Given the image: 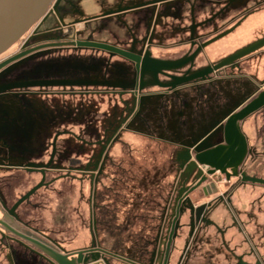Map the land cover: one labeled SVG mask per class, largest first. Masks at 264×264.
I'll return each instance as SVG.
<instances>
[{
  "label": "crops",
  "instance_id": "obj_1",
  "mask_svg": "<svg viewBox=\"0 0 264 264\" xmlns=\"http://www.w3.org/2000/svg\"><path fill=\"white\" fill-rule=\"evenodd\" d=\"M136 1L137 3H135ZM200 1L123 0L124 5L132 6V3H135V6L117 11L110 10L103 16L104 18L106 17L105 19L115 21L117 28L110 27L108 29V26L104 27L102 24L104 22H101V25L97 27L91 24L85 25L82 35H80L79 29H74L76 32L74 39L94 41L93 39L96 38L95 35L100 29V34L105 33L109 38L104 39L106 42H95L106 43L126 51L124 49L130 47L133 41L129 37L124 38V34L117 32L124 27L118 22L120 20L123 23L128 22L129 27L132 29L141 26L138 25L141 22V14H149L150 18L153 14L152 19L159 20L161 25L156 28L152 38L153 43L149 49L151 55L155 60L174 63L186 60L194 54L193 61L186 63L189 65L186 67L185 75L205 70L264 39V2L263 4H258V0H248L247 5H241L242 3H239V0H228L227 4H224L226 3L225 0L221 1L223 4L210 9L214 6L212 2L208 3L206 7ZM243 1L245 2V0ZM118 2L119 0H111L106 4H119ZM159 2L163 3L162 12L160 13H158L159 6L156 5ZM219 2L220 0L216 1V3ZM144 6H149L147 11L138 9ZM129 10L131 11L130 14H124V16L115 15ZM205 13L210 16L203 18ZM132 14L137 15V17ZM175 15H178V17H173ZM183 15L190 16L191 27H185V24L182 25ZM187 16H185L186 21ZM230 17L234 19H232L228 29L212 37L205 36L206 33L212 30L214 32L219 30L226 22L223 19L229 20ZM177 23H181V25ZM253 28L254 30L258 28L261 31L256 36L257 38L249 40ZM158 30H164V32ZM188 30H190L189 38L187 34L183 36V33ZM239 34L248 39V43L238 49L226 52L223 46L226 44L232 45ZM137 40V47H140L142 51L146 46V40L142 38H137ZM255 53L256 51L226 66L221 75L212 76L210 74V77L207 78L208 80L197 82L194 85L180 86L175 92H171L170 95L164 97H160L159 94L156 95L155 93L158 91L155 89L148 91L149 93H154L149 96H142L143 93H148L147 91L136 93V96L131 94L130 90L134 88L132 86V77L123 75L120 79L118 77L119 74H117L118 69H122L123 72L129 71L131 69L130 64H126L125 58L121 55L111 58L106 57V54L102 53L99 60L101 66L98 72L101 74L106 63L107 66L110 63L109 69H113L109 70L108 78L113 81L114 86H122L129 92L123 96L96 94L100 98L99 104L97 103L94 108L84 105V108L91 110L92 113L88 115L91 116V119L100 116L102 125L106 126L101 137H104L105 133L108 134L107 137H110L115 132L117 134L116 137L122 138L115 150L112 152L107 150L102 154L103 161L99 166L100 182L99 184L95 182V186L93 185L94 189L96 188L95 191L98 190L99 196H97L96 192L93 197L89 198L75 196L77 172L74 178L60 180L51 187H43L36 190L29 197L30 199L26 200L27 202L24 201L21 204L17 211L22 222L49 235H55L62 230H70V234H75L78 236L77 238L83 240L88 238L90 224L94 221L96 230L103 233L106 232L107 247H112L125 255L132 256L135 253L145 254L150 252L153 246V239L162 231L157 230L155 224L157 220L160 221L161 215L155 212L157 203L155 189L159 187V190L165 191L169 189L171 183L170 181L165 182V176H156L155 171H151L148 168L150 166L145 164L144 160L141 161V159L147 157V155L144 156L145 152H125L123 150L124 142L126 141L125 137H142L164 145L175 144L179 147L184 146L181 137H194L195 134L192 135L191 133L194 127H198L197 130L204 133L201 125L205 123L209 114L210 118L215 117L216 119L219 116V107L222 100L230 99L231 95L241 92L252 95L258 91L259 88L257 87L264 83V49L257 54ZM186 64L180 69L184 68ZM88 67L85 66V74L88 73L90 75L93 74V71L97 72L91 68V65ZM93 76L95 77L94 74ZM115 79L119 80L116 81ZM107 100L111 102L107 103ZM237 105L239 103L234 104V108L238 107ZM194 109L201 110V113L195 114ZM262 118L260 116L255 117L249 124V128L246 126L244 129L250 131L254 137H264V119ZM208 124L210 125V122ZM191 125H193V128L189 133ZM212 125L218 126L219 120H215ZM114 126L117 128L113 130ZM75 133L84 135V137L90 134L89 129L86 128L84 132L75 129ZM204 135L202 137L210 134L205 133ZM5 155L6 149L3 147V151L0 150V156L5 158ZM263 156L264 154L258 158ZM129 158L131 159V165L128 163ZM134 164L137 166H134ZM143 165H146V169ZM114 169H120L121 178L118 180L117 176L114 177L112 175ZM91 170L81 173L96 174ZM163 179L164 182H162ZM33 181L31 180L30 183ZM38 182H34L33 185L29 186V189H27V184L25 183L21 186L13 185L9 187V184L12 183L11 179L3 185L0 182V189H5L6 191L3 195L1 194L4 206L12 207L17 200H20L19 198H22L38 185ZM157 182L159 186H156ZM114 184L115 188L113 187ZM23 189L27 191L24 190L25 192L17 197L15 191ZM239 210L242 209L239 208ZM3 212L0 209V217Z\"/></svg>",
  "mask_w": 264,
  "mask_h": 264
},
{
  "label": "flooded vegetation",
  "instance_id": "obj_2",
  "mask_svg": "<svg viewBox=\"0 0 264 264\" xmlns=\"http://www.w3.org/2000/svg\"><path fill=\"white\" fill-rule=\"evenodd\" d=\"M56 1L57 0L54 1L53 5L56 4ZM81 1L84 0H61L56 5L55 9L51 8L55 10L54 13L57 16L53 17L57 21L62 20V15L72 13L73 10L77 8V4H80ZM89 2L92 3V0H89ZM103 2V4L107 3V1ZM156 5L159 6L158 13L162 12L161 9L163 7V3L159 2ZM134 6L135 5H124L122 2L118 5V8L116 10L112 11H117L119 9ZM148 8L149 6H144L138 9H144V11H147ZM130 12L131 11L129 10L115 15L124 16V14H130ZM146 15V19L142 23H138V25H141L140 27H151L149 37L146 39L145 37L143 38V40H146V46L142 51L140 47H137V37L133 35L131 31H128L130 40L133 41V43L132 45H130V47H127L124 50L131 53V55L135 57V59H142L147 54L150 58H153L149 49L153 43L152 38L154 36L156 28L161 25V22L159 20H153V14L151 15V19L149 18V14ZM141 16L142 14L140 15V19H144ZM47 18H49V14H47L44 23ZM94 19L90 18V20L85 21L86 26ZM118 23H120L126 29L130 28L128 22L123 23L120 20ZM93 40L106 42V39L104 40L94 38ZM23 49H25V47ZM109 55L111 58L116 57V55ZM76 57L68 59L67 62L70 63L72 61L73 65H75L74 63H79V65L84 66L85 63H83L81 58ZM23 59L24 57L10 65L13 66L18 62H22ZM135 59L129 60L131 68L129 71L123 72L122 69H118L117 73L119 74L118 77L120 79L123 77V75H128L130 73L132 74V86H134V88H132L130 91L134 96L136 93L138 94L140 92H148L152 89H155L158 91L157 93H155L156 95L159 94L160 97H164L170 95L171 92H175L176 89L182 86L178 85L175 88L168 86L173 82L171 78L172 76L178 77L182 73L184 75L186 74V72H181V70L179 69H170L158 73L156 78H154L153 73H147L149 74L148 76H146L145 74L144 76L148 78V83L146 86L142 84L144 86H142L143 88H141L140 74L139 70L137 69V63ZM10 65L8 66L10 67ZM187 65L189 64H186L185 68L188 67ZM109 68L110 63L108 66L106 63L103 71H101V77L99 81L89 79L90 75L88 73H84L86 72V70H80V72H82L84 76L79 73L76 74L79 76L76 78L73 74L76 70L70 69L57 71V75L54 74L53 76H44L36 79V81L53 83L52 85L24 87L19 88L18 91L0 92V100L2 99V101L4 102L12 101L14 103H19L20 105L17 114L12 111H6L7 109L3 108L4 102L2 103V101H0V113L1 108L2 111H4V114H0V121H3L5 123L7 122L6 125L7 127H9L8 130H5L4 134L0 132V144L4 142L3 147L6 149L5 158L3 156H0V170L6 172L7 174H10V176H13H9L10 178H8V176L6 177L8 179L6 182H9V179H11L12 182L11 184H9V187L13 186L14 183H17L15 182V180H20V183L22 184L24 183L23 181L28 179L27 176H21L22 173L39 175L40 179L38 184L43 181L41 187L43 188L51 187L60 180L74 178L77 172L81 173L89 170L88 167L83 168L76 166L74 153L75 151L71 149V143H74L77 137H79L80 141L86 142L85 139L81 138L84 137V135H78L75 133V126L77 123V107L75 106V103L73 101L77 97L90 98L93 94H116L117 96H123L127 94L129 91L126 88L122 86H114L112 83L113 81L108 78ZM224 68L218 70L217 73L221 75ZM209 77L210 76H207L205 79H202L200 81H206ZM115 80L118 81L119 79ZM263 87L256 93H253L249 97V100L244 104V106L250 103L254 98H256L258 94L264 90ZM153 94L154 93L148 92L143 93L142 96H149ZM244 106L239 108V110ZM88 107H90V103H88ZM257 116L263 117L262 119H264V106L242 120L245 123V127L247 126V128H249V124ZM64 126L68 127L66 128ZM34 129L36 132V137H42L41 139L39 138L41 141L40 146H42V150L34 151V153H31L27 150V142L28 137H33L30 132H33ZM245 133L246 134L243 135L245 136L244 138L246 142V152L243 161L237 167V169H228V177L225 174L220 173L212 175L205 183L197 187L202 176L206 173L199 165L194 169H197L195 172L198 174L199 178H197L192 183V185H190V187L184 190V196H182L181 198L183 200H185L186 197L190 199L189 195L197 190H201V194L205 199L211 197L212 195L204 196L202 192L203 186L214 182L219 193L220 183L223 177L225 180L231 182V180L236 179L239 174L240 181L234 187L235 191L231 194V197L229 196L226 199L230 207L231 221L229 222L228 220H226V223L223 224L224 230H216V232L218 235L222 234V237H220L222 240H225L229 236V234H231V231L233 229L237 230L239 232V235L245 236L248 251L244 252L242 256H239V259L236 260V262H234L233 264L237 262H239L240 264H250L251 257H253L255 260V262L252 264H264V244L262 242V239H264V217L262 221L263 223H259L257 220L260 215H263V213L261 212V206H259L258 208H254L250 213L249 211H245L244 213H242L243 210H239L238 205L235 203L236 200L233 198L236 191L239 190L242 186L252 185L254 187H264L263 184L242 181L241 174H245L249 177L264 179V156L258 158L260 157V155L264 154V137H254L253 134H251L250 131L246 129ZM107 135L108 134L105 133L104 137H107ZM116 136L117 134L113 132L110 137ZM1 137H4V139L2 140ZM62 137H66V139L64 140L68 142L69 148L67 150L61 149L60 144L63 142V139H61ZM65 158H67V160ZM194 170H192V172ZM17 202L18 200L15 203ZM21 204L15 209L14 217H11L7 213L2 214L0 217V220H2L7 227H11L14 229H8L4 224L0 223V264H195L194 259L200 257V255H202L201 252L205 249V247H202L203 245L200 244V239L202 238V236L200 235V228L202 227V225H204L208 228L211 227L215 229L214 226L218 225L216 219H213L212 222L210 221L211 225L203 224V222H201L196 227L194 225L195 228L191 231L188 239L183 243V239H177L179 229L182 226V223L179 219L180 214L177 217L175 214L174 221H170V229L168 234L160 231L156 238L153 239V246L150 252L145 254L135 253V255L132 256L128 254L125 255L119 250H116L112 247H107L106 232L103 233L99 230H96L94 221H92V223L90 224L88 238L83 240L81 238H77L78 236H76L75 234H70V230L59 231L55 234L56 237L54 234L49 235L43 233L42 231L36 230L28 224L22 222V220L18 216L17 211ZM3 205V198L0 193V209L4 211V209L1 207ZM253 205H255V203ZM12 207H5V209L6 211H8L12 209ZM254 211H258L259 215L252 214V212ZM252 215L254 216L252 217ZM244 217H246V219ZM196 224H198L197 221ZM174 229H176V235L173 234ZM205 231H207V229ZM211 236H213V234ZM207 238L208 237H206V239ZM256 239H259L258 241L262 242L259 243V246L256 243ZM33 241L36 243L41 242L44 246L37 245ZM177 244H180V246H178ZM222 247H224L223 249L227 250V255L229 257H235V251L237 247L233 246L230 242H226V247ZM176 253H178L179 257L174 260ZM204 263L210 264L206 262Z\"/></svg>",
  "mask_w": 264,
  "mask_h": 264
},
{
  "label": "rangeland",
  "instance_id": "obj_3",
  "mask_svg": "<svg viewBox=\"0 0 264 264\" xmlns=\"http://www.w3.org/2000/svg\"><path fill=\"white\" fill-rule=\"evenodd\" d=\"M103 1H109L111 0H92V3L89 2V0H84L81 1L80 4H77V8L73 10L72 13H67L63 14L62 20H56L53 16H56L54 13L55 10L50 9L49 11V18L46 19L45 23L44 20H41L38 22L18 43H16L12 48H10L7 52L2 54L0 56V64L4 62L5 59H9L10 57L41 46L45 44H53L56 42H66V41H76L74 37L76 36V32L74 29H79L80 35H82L84 28H85V21L90 20V18H95L91 22L88 23V25L92 26H100L101 22L104 25V27H107L108 29L117 28V25L115 24L116 22L110 19H105L103 16L106 14V12L110 10H116L118 8V5L123 2V0H119V4H106L104 5ZM218 0H201V4L203 6L210 4V2L213 3L214 6H212L210 9L213 7H217L221 3V1L225 0H220L219 3H216ZM226 3L224 4H227ZM256 1V0H252ZM264 0H258V4H263ZM137 3V1L135 2ZM135 3L132 5H135ZM239 3H242L241 5H247L248 0H239ZM200 4V5H201ZM102 5V6H101ZM144 11V10H143ZM137 17V15H135ZM183 21L182 25L185 24V27H191V20L189 19L190 16L183 15ZM185 16H187V21L185 20ZM209 17L206 13L203 16ZM239 17V15H237ZM57 17V16H56ZM144 19H140L142 23L147 15L142 14ZM173 17H178V15H175ZM232 17V16H231ZM229 20H224L226 21L220 28L219 30H214L210 31L209 33H206L205 36L207 37H212L213 35H217L218 33H221L222 31L228 29L230 27V24L232 23L231 18ZM237 17V19H238ZM150 18V17H149ZM151 19V18H150ZM173 24V22H172ZM181 25V23H177ZM131 25V24H130ZM133 26V25H132ZM258 28L254 30V28L251 31V38L249 40H254L255 37L259 34ZM110 31V30H109ZM128 31L132 32L133 35H135L137 38H148L149 34L151 32V27H134L132 29H125V27L120 28L117 32L120 34H124V38H127L129 36ZM164 32V30H158ZM189 38L190 30L185 31L183 33V36L185 35ZM121 36V37H122ZM204 36V37H205ZM238 36V37H237ZM236 36V41L233 42L232 45H224V49L226 52L228 51H233L234 49H238L245 44L248 43V39L244 38L242 34H239ZM96 38L98 39H107L109 38L106 36L105 33L100 34V29L98 30V33L95 35ZM257 38V37H256ZM206 39V38H205ZM235 43V44H234ZM25 47V49H23ZM264 48H260L256 51L255 54L259 53L262 51ZM127 52V51H125ZM102 53L106 54V57H110L109 51L97 49V48H79V47H72V46H60V47H46L39 49L37 51L31 52L30 54L26 55L23 59L22 62H18L17 64H14L13 66L12 63L10 67L7 65L4 68L0 69V87H3L5 85H11V84H20V83H29V82H42V81H36V79L44 76H53L54 74L57 75V71H63V70H76L73 74L75 77H79L76 74L81 73L80 70H86L84 66L88 67L91 65V68L96 70L97 72L93 71V74H90L91 80L99 81L101 74L98 72L99 67L101 66L99 64L100 60V55ZM129 53V52H128ZM223 53V52H220ZM131 54V53H130ZM112 55H118V54H112ZM79 56V57H76ZM120 56V55H119ZM81 58L83 63H85L84 66L79 65V63H74L71 61L68 63V59L72 58ZM125 58V63H129V58ZM89 60V61H87ZM91 61V62H90ZM121 61V60H120ZM17 62V61H16ZM54 62V63H53ZM81 63V62H80ZM73 65V66H72ZM68 66V68H67ZM76 66V67H75ZM84 68V69H83ZM88 69H90L88 67ZM181 70V72H184L186 68H178ZM112 70V69H109ZM62 74V73H61ZM65 74V73H64ZM140 74V73H139ZM146 76L149 74L145 73ZM183 74V73H182ZM182 74L178 77H182ZM218 74L217 72L212 73L213 75ZM132 77V74H128V76ZM192 75V74H191ZM81 76V75H80ZM84 76V75H83ZM143 76L142 80L140 78V87L143 88L142 86L147 85V77ZM183 76H185L183 74ZM202 79H194L192 81L186 82L181 84L182 86H187V85H194L197 82H200ZM5 83V85H4ZM67 84V83H66ZM144 84V85H142ZM262 84V83H261ZM264 86V83L260 85L259 89H261ZM28 87H36V86H28ZM24 88V87H22ZM19 88H12L8 89L5 91H18ZM254 89V88H253ZM258 89V90H259ZM264 89V87H263ZM256 90V89H255ZM4 92V91H1ZM136 96V94H135ZM251 94H243L238 93L231 95L230 99H224L220 103V110H219V116L215 119V117L210 118V114L208 118L205 120V125H201V128L203 129L204 133L199 132L198 127H194L191 125L189 128V133L191 131L192 135L194 137H181L184 146H177L175 144L171 145H164L160 144L158 142H154L152 140H147L145 138L139 137V138H134V137H125V142L123 146V150L130 151L132 153H137V152H145L144 156L147 155L145 159H141V161L144 160L145 164H148L150 167H148L151 171H155L156 176H165V182L170 181V186L169 189L163 191L159 190V187L155 189V196H156V205H155V212L160 215V221H156V227L157 230H162V232L168 234L169 229H170V221H174L175 219V214H176V207L178 205L179 199L184 196V190L192 183L199 178L198 174L194 170L199 166L198 162L195 159V156L197 153L218 147L219 145L224 144V139H223V128L225 125V122L227 121L228 117H230L232 114L237 112L239 108L244 106V104L249 100V97ZM232 100V101H231ZM2 101V99L0 100ZM98 101V102H97ZM105 101V100H104ZM4 101H2L3 103ZM75 106L77 107V112H76V126L75 129L78 131L84 132L85 128L89 129L88 134L90 137H81L86 140V142L80 141L79 137H77L74 141V143H71V149L74 150L75 152V164L77 167H83L86 168L88 167L89 169H92L96 174H84V173H77L76 178H77V183H76V191H74V194L76 197H93L94 193H97V196H99L98 190L96 188L94 189V184L97 182L99 184L100 182V177L99 175V166L100 163L103 161L102 160V154L103 152H106L107 150L113 151L116 149L117 145L121 142L122 138L121 137H101L102 132L105 130L106 126L102 125V122L100 120V116H97L96 118H92L91 116H88L89 113H92L90 109L84 108V105H88L90 103V106L94 108V106L99 104L100 98L98 95L93 94L90 98H84V97H77L74 101ZM111 101L107 100V103ZM238 107L234 108V104H238ZM106 104V102H105ZM199 106V105H198ZM20 105L19 103H14V102H4L3 108H6V111H12L17 113ZM199 109V107H198ZM194 109V113L200 114L201 110ZM193 112V111H192ZM4 114V111H2L1 108V113ZM18 114V113H17ZM206 115V114H204ZM1 117V115H0ZM212 119H214L212 121ZM219 120V125L215 126L212 125L214 121ZM210 122V125L207 123ZM7 122L0 121V132L4 134L5 130H8L9 127H7ZM215 126V127H214ZM240 130L243 134L245 133V123L244 121L240 122L239 124ZM68 127V126H64ZM200 127V126H199ZM214 127V128H213ZM63 128V127H61ZM117 127L114 126L113 130L116 129ZM216 128V129H215ZM36 129V127H35ZM35 129L33 132H30L33 137H28V152L34 153V151L42 150V146H40V139L42 137H36V132ZM119 129V128H118ZM112 130V132H113ZM92 131V133H91ZM119 131V130H118ZM111 133V131H109ZM205 133H209L210 135H207L206 137H202ZM92 134V135H91ZM201 134V135H200ZM196 136V137H195ZM205 136V135H204ZM40 138V139H39ZM1 139L3 140L4 137ZM63 142L60 144L62 150H67L68 147V142L65 141L66 137H62ZM4 143V142H3ZM3 143L0 144V150L3 151ZM120 148V146H119ZM162 151V152H160ZM36 158V157H33ZM67 160V158H65ZM46 160V158H45ZM127 160V159H124ZM1 161V159H0ZM146 161V162H145ZM243 161V160H242ZM264 161V160H263ZM129 165H131V159H128ZM119 164V163H118ZM117 164V165H118ZM162 164V165H161ZM241 164V163H240ZM134 166H137L134 164ZM142 166V164H141ZM145 168L146 165H143ZM146 169V168H145ZM192 170H194L192 172ZM89 171V170H87ZM85 172V171H84ZM194 173V174H192ZM192 174V175H191ZM27 176L28 180L23 181L25 184H27V189H29V186L33 185V183L38 182L40 176L37 174H22L21 176ZM112 175L115 177L117 176V180L121 178V173L120 169L113 170ZM9 177L10 175L7 174L6 172H3L0 170V182L2 185L6 182V177ZM20 176V175H19ZM13 177V176H10ZM164 179L162 182H164ZM168 179V180H167ZM31 180H34L32 183H30ZM115 180V179H114ZM160 181V180H159ZM240 181V176L236 177V179H232L231 182L227 181L224 179V177L221 180L220 183V191L218 194L212 195L211 197L204 198L203 195L201 194V190H197L194 193L190 194V199L186 197L185 200L182 202V209L180 212V221L182 223L181 228L179 229L177 239H183V243L185 240L188 239V236L190 235L191 231L199 225L201 222L203 224H210V221L212 222L213 219H216L218 225H215V229L211 227H206L202 225L200 228L201 230V236L202 238L200 239V244H202V247H205L204 251L201 252L202 255L198 257L197 259H194L195 264H199L203 262V264L210 263V264H233L238 260L239 256H242L244 252H247V241L244 235H239V232L237 230H232L231 234L225 239L222 240L220 237H222V234L218 235L216 230H224L223 224L226 223V220L229 222L231 221L230 218V207L229 204L227 203V198L235 191V186L236 184ZM14 183L15 186H18L20 184L23 185L24 183H20V180H15ZM161 182V181H160ZM0 183V184H1ZM80 183V184H79ZM116 183V181H115ZM94 185V186H93ZM93 186V187H92ZM158 185V182L156 184ZM115 188V184L113 186ZM20 190V189H19ZM15 191V195L19 197L23 192L27 191L25 189L19 191ZM25 190V191H24ZM5 189H0V193L3 195L5 193ZM233 198L236 200L235 203L238 205L239 208L243 210L242 213L245 211H249V213L254 209L258 208L261 206V212L263 215H260L257 220L259 223H263V217H264V187H254L252 185L248 186H242L239 190L236 191L235 195ZM260 201V202H259ZM255 203V205H253ZM98 210V207H97ZM165 211V215L163 216ZM252 214H257L259 215L258 211L252 212ZM214 216V217H213ZM254 215H252L253 217ZM246 219V217H244ZM255 219V218H254ZM196 221L198 224H196ZM195 225V227H194ZM211 225V224H210ZM207 229V231H205ZM231 230V228H230ZM176 231V229H175ZM174 231V233H175ZM173 233V234H174ZM213 236H211L212 234ZM208 235V236H207ZM208 237V241L206 239ZM259 239H256V243L259 246V243L264 244V239H262V242L258 241ZM225 242V243H224ZM226 242L231 243L233 246L237 247L235 251V257H229L227 255V250L223 249L225 246L226 247ZM180 246V244H177ZM220 246V247H219ZM264 246V245H263ZM176 255V256H175ZM174 256V260L179 257L178 253H176ZM203 259V260H202ZM230 261V262H229ZM250 264L254 263L255 260L253 257L250 259ZM232 262V263H231ZM235 264H240L239 262ZM247 264V263H246Z\"/></svg>",
  "mask_w": 264,
  "mask_h": 264
},
{
  "label": "water",
  "instance_id": "obj_4",
  "mask_svg": "<svg viewBox=\"0 0 264 264\" xmlns=\"http://www.w3.org/2000/svg\"><path fill=\"white\" fill-rule=\"evenodd\" d=\"M54 1L55 0H0V56L4 54L7 50H9L15 43L21 40L38 22L43 20L47 16L51 8L55 9L56 5L61 0H57L56 4L53 5ZM51 46L97 48V49L109 51L112 54L121 55L131 60L135 59V57H133L130 53L125 52L116 47H113L111 45H108L106 43L76 40V41L56 42L53 44H45L20 52L10 57L9 59L5 60L4 62H2L0 64V69L20 60L21 58L25 57L31 52ZM263 46H264V39L250 45L249 47L220 61L219 63L208 67L205 70L199 71L192 75H185L182 77L172 76L171 78L173 82L168 86L175 88L178 85L192 81L194 79H205L210 74L217 72L218 70L234 63L240 58L257 51ZM193 58H194V54L188 59L183 60L181 62L170 63L166 61H159L152 59L147 54L142 59L137 58L135 59V61L137 63V69L139 70L140 78L142 80L145 73H153L154 78H156L158 73H161L164 70L178 69L184 66L186 63L193 61ZM52 84L53 83H49V82H29V83L11 84L0 87V92L12 88H22L28 86H42V85H52ZM263 106H264V90L260 92L256 98H254L241 110L235 112L230 117H228L223 128L224 129L223 139L224 142L226 143L225 145L224 144L219 145L218 147L196 154L195 156L196 161L206 172L202 176L197 187L205 183L212 175L220 173V174H225L228 177L229 176L227 171L228 169H237V167L242 162L246 152V142L244 138L245 136L240 131L239 122H241L247 116L257 111ZM226 145L228 146V149H226L225 151ZM241 177H242V181H249L264 185V179L249 177L246 176L245 174H241ZM42 184L43 181H41L38 185H36L33 189H31L12 207V209L6 211L5 206L4 205L1 206L4 209V212L2 214L7 213L11 217H14L15 209L21 203L27 200L31 195H33L36 190L41 188ZM202 192L204 196H210L213 194H217L218 189L215 183L212 182L209 183L208 185L203 186ZM182 202L183 199L180 198L178 201V205L176 207V217L179 216L181 212ZM0 223L4 224L2 220H0ZM5 227L7 226L5 225ZM7 228L14 230L11 227H7ZM34 243L40 246H44L43 243L41 242L39 243L34 242Z\"/></svg>",
  "mask_w": 264,
  "mask_h": 264
},
{
  "label": "bare ground",
  "instance_id": "obj_5",
  "mask_svg": "<svg viewBox=\"0 0 264 264\" xmlns=\"http://www.w3.org/2000/svg\"><path fill=\"white\" fill-rule=\"evenodd\" d=\"M239 124H240V122H239ZM239 128H240V126H239ZM241 131V130H240ZM242 133V132H241ZM226 144V143H225ZM224 144V145H225ZM226 149H228V146L226 145V148H225V151H226ZM203 174V173H202ZM174 231H175V229H174ZM174 233V232H173ZM174 235H175V233H174Z\"/></svg>",
  "mask_w": 264,
  "mask_h": 264
}]
</instances>
